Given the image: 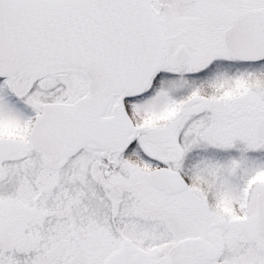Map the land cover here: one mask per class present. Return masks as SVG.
I'll use <instances>...</instances> for the list:
<instances>
[{
    "label": "snow or ice",
    "instance_id": "obj_1",
    "mask_svg": "<svg viewBox=\"0 0 264 264\" xmlns=\"http://www.w3.org/2000/svg\"><path fill=\"white\" fill-rule=\"evenodd\" d=\"M0 264H264V0H0Z\"/></svg>",
    "mask_w": 264,
    "mask_h": 264
}]
</instances>
